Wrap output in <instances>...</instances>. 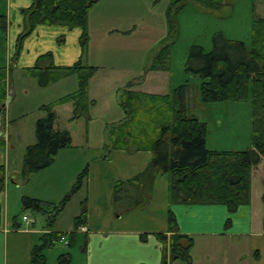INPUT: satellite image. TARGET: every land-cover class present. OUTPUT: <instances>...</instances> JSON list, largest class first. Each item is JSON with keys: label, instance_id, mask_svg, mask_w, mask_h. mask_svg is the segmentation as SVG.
Listing matches in <instances>:
<instances>
[{"label": "trees", "instance_id": "trees-1", "mask_svg": "<svg viewBox=\"0 0 264 264\" xmlns=\"http://www.w3.org/2000/svg\"><path fill=\"white\" fill-rule=\"evenodd\" d=\"M97 1L33 0L23 10L22 30L16 43L17 52L20 51L24 39L38 25H61L69 29L79 27L82 30L79 42L85 49L88 40V11ZM190 2L208 13L224 7L223 0L171 1L166 9L169 37L155 51L146 71H163L169 68V47L177 35V16ZM7 28V17L0 14V33H5ZM250 35V45L246 46L242 41L229 39L222 32H215L211 37L210 50L205 51L200 45H192L185 63V71L200 79L199 92L203 102H250V148L232 151L212 150L207 147L206 123L188 110L190 85L187 82L165 95L129 88L123 91L120 106L124 117L120 123L110 128L109 147L126 152L148 150L152 152V159L133 178L115 183L111 204L117 214L145 206L159 174H167L169 204H221L233 212L239 206L249 203L251 169L261 162L264 164L263 17L253 16ZM96 70V66L82 65L80 61L71 66H55L50 52L40 55L33 66L25 69L26 76L35 79L41 87L72 75L76 76L78 85L74 92L53 103L41 105L44 116L35 121V141L24 149V179L31 173L48 168L58 151L72 147L70 132L55 128V106L71 103L72 112L68 120H88V110L93 101L88 98L87 88ZM10 71V67H0V107L7 99V78ZM4 146L5 140L0 135V148ZM87 172L86 165L77 176L70 192L55 207L44 205L39 199L23 196V208L35 213H48L46 220L49 226L56 214L63 210L72 195L81 188ZM4 181L5 168L0 165V194L4 190ZM262 202L264 207V178ZM1 215L0 206V225ZM85 215L86 207L82 203L79 215L73 219V230L67 233L68 247H74L76 231L85 225ZM166 221L169 235H156L162 244V264H166L168 258L188 261L192 238L179 233L175 216L170 209L167 210ZM64 235V232L44 233L39 243L31 249V264H47L44 251L59 242ZM139 238L141 241L146 240L145 235H140ZM57 259L59 264L70 263L69 253L61 254Z\"/></svg>", "mask_w": 264, "mask_h": 264}, {"label": "crops", "instance_id": "crops-1", "mask_svg": "<svg viewBox=\"0 0 264 264\" xmlns=\"http://www.w3.org/2000/svg\"><path fill=\"white\" fill-rule=\"evenodd\" d=\"M32 2L33 0H3L0 14L6 15L8 28L5 33L0 35L1 38L4 36V41L7 42L6 62L0 67H10V70L15 69L26 75V68L33 66L40 55L50 52L55 66H71L80 61L82 65L96 66L97 70L94 75L100 73L102 76H109L118 75L122 72L129 76L139 77L146 71L148 62L147 64L145 62L144 45L139 36L140 27H145L144 24H141L144 17L143 15L138 16L135 9L125 15L122 0H98L89 9L87 19L88 40L85 49L82 48L79 42L82 33L79 27L69 29L61 25H38L24 39L20 51L17 52L16 43L22 30L23 10L30 6ZM262 9L264 11V8ZM201 12L208 14L202 9ZM129 13L131 17L126 18L125 16ZM253 16L264 18V12L263 14L258 13L254 6V9L250 12V30ZM250 36L249 32V43L240 39L239 41L249 46ZM114 51L119 52L120 57H113L112 52ZM150 53L147 55V59L151 57ZM126 60L127 62H125ZM146 72L149 75V73L155 74L158 71ZM73 76L75 75L53 84L72 82L73 89L66 94L72 93L78 85L76 76L74 81H71L73 79L70 78H73ZM152 77L148 78V81H151ZM53 84L51 85L53 86ZM135 84L136 82H134ZM143 84H145V80ZM150 84L151 82L147 83V86H150ZM7 89L9 94V84ZM87 92L89 98L88 89ZM62 96H58L54 101ZM48 102L49 100L43 96L42 101L40 100L37 103V108H39V105L48 104ZM67 105L70 106L71 115L72 104L67 103L64 106ZM56 107L57 122L58 108ZM91 108L92 106L88 110V120L85 118L74 121L68 120L69 122L84 120L86 128L84 125L83 144L75 145L72 141V147L58 151L53 163L48 168L31 173L26 179L22 177L24 150L20 164H14L8 154L9 149L5 146L0 148V165L4 166L5 174L8 176L9 170L10 174L13 173L12 179L16 180L15 183L25 188L21 198L23 196L36 198L48 206L54 204L52 200L60 198V191H57L60 188V167L61 169L70 167V171L73 169L74 175L78 176L82 169L88 165L87 176L84 180L86 196L80 204V211L82 203L86 207L85 225L76 231V243L77 232L84 234L80 251L82 264H162V244L156 235L159 233L169 235L166 221L168 209L175 216L179 233L190 236L193 244L188 261L179 258H168L166 264H264L263 162L251 169L249 203L239 206L233 212H230L225 205L221 204H169L168 177L166 174H159L155 178L145 206L123 214H117L111 204V195L115 183L120 180L131 179L141 172L151 161L152 152L148 150L126 152L121 149H111L108 141L109 126L106 127L103 134L106 142L101 146L92 145L90 143L91 135L88 131L89 124L93 121L90 117ZM4 112L0 117V124L4 120ZM40 117H37L36 120ZM218 121L221 125V120ZM56 122V129L67 130L60 129ZM114 122L111 123L115 124ZM231 123L234 124L233 121ZM2 127L1 124L0 128ZM5 127L4 125L2 129H5ZM222 129L229 131L235 138L242 135L241 127L231 126ZM248 129L249 132L246 129L243 140L239 141L237 139L239 144L232 142L212 150L236 151L250 148L252 146V124ZM207 142L208 136L206 145ZM19 178L24 183L19 184L17 182ZM8 188L6 185L7 191ZM53 195H58V197L52 198ZM3 198L4 190L0 194L1 212ZM67 204L61 212L65 211ZM61 212L56 214L49 226H47L48 222L46 220L48 213L42 214L46 226L41 228L37 227V222L28 224L22 220L23 224L14 220L16 224L14 222L8 223L3 220L2 212L0 264H31V249L39 243L40 237L47 231L63 232L55 226L56 218ZM28 217L33 219L29 215ZM84 227H86V231L82 230ZM70 231L72 229L68 232ZM140 235H145L146 240L141 241ZM69 256L71 262L72 255L69 253Z\"/></svg>", "mask_w": 264, "mask_h": 264}, {"label": "rangeland", "instance_id": "rangeland-1", "mask_svg": "<svg viewBox=\"0 0 264 264\" xmlns=\"http://www.w3.org/2000/svg\"><path fill=\"white\" fill-rule=\"evenodd\" d=\"M171 1L173 0H122L123 13L125 15L135 9L138 16L143 15L144 17L141 24H144L145 27H140L139 36L141 37L140 41L144 45L146 64L147 62L150 64L149 62L155 51L169 37L166 9L168 2ZM223 2L224 7L221 10L208 14L202 13L201 7L194 2L188 3L181 10L177 16V35L173 40V44L169 47V68L167 70L158 71L155 74L149 73V75L145 71L139 77L129 76L122 72L118 75L102 76L99 73L92 76L88 82L89 88H87L89 90V100L93 101L90 112V117H92L93 121L89 124L90 128L88 130L91 135L90 143L92 145L101 146L106 142L103 137L106 127L109 126L108 129L110 130L113 125L123 120L124 113L120 106V96L125 89L129 88L165 95L186 82L190 85V99L187 105L189 113L206 123L207 147L209 149L221 148L225 146L224 144H231L232 142L239 144L237 141L244 139L245 131L247 129V132H249L248 128L252 120L250 102L225 100L205 103L200 98V79L185 71L189 48L192 45H200L205 51H209L211 48V37L215 32H222L227 38H236L249 43L250 12L255 6L257 12L263 14L264 0H223ZM2 5L3 0H0V9H2ZM125 17L130 18L131 14L129 13ZM6 46L7 42L5 43L4 36L3 38L0 36V66H3L6 62ZM149 53L151 57L147 59ZM118 54L119 52H112L113 57H120ZM151 76H153L151 81H148ZM74 77L70 78L73 79L71 81H74ZM144 80L145 84H143ZM134 82H136L135 85ZM149 82L151 84L147 86ZM71 83H50L45 87H41L35 79L24 75L21 71L12 69L9 72L7 85L9 84L10 91L3 116L4 120L1 122L3 127L4 125L6 127L5 129H2L3 127L0 128V135L5 140V148L9 149L8 154L14 164H20L25 146L35 141V120L37 117L44 116V111L40 108L41 105L37 108V103L40 100L42 101L43 96L49 100L48 103H53L58 96H62L73 89ZM64 105L55 106L58 108L56 125L60 129H67L70 132L73 144H83L84 125L86 128V124L84 120L69 122L70 106ZM219 119L223 126L219 125ZM234 119L237 120L234 121ZM113 121H115V124L111 123ZM232 121L234 122L233 125ZM231 126L241 127L242 135L235 138L229 131L222 129L223 127ZM90 163L91 161L89 166ZM69 168L61 169L60 167V188L57 190L58 192L60 191V198L52 200L54 202L52 207L62 201L76 182L77 175H74V170L70 171ZM12 178L13 173L10 174L8 170V176L5 174L4 181L3 220L8 223H12L14 220L23 223L22 216L26 214L36 220L37 227H45L46 221L41 213L31 212L23 208L21 196L25 192V188L18 186L15 183L16 180ZM17 182L19 184L24 183L21 178ZM84 182L82 188L70 198L71 201L67 204L65 211L61 212L56 218L55 226L64 232L66 240H60L45 250L47 264H59L58 256L67 252L72 255L69 264H82L80 251L84 234L77 232V243L74 247H68L66 241L69 239L68 231L70 229L73 230V216L79 215L81 201L86 196ZM6 185L9 187L8 191L6 190ZM56 197L58 195H53L52 198Z\"/></svg>", "mask_w": 264, "mask_h": 264}, {"label": "built area", "instance_id": "built-area-1", "mask_svg": "<svg viewBox=\"0 0 264 264\" xmlns=\"http://www.w3.org/2000/svg\"><path fill=\"white\" fill-rule=\"evenodd\" d=\"M23 220L28 221L29 223H34L35 222L34 219H28L27 216H23ZM62 240H63V238H62Z\"/></svg>", "mask_w": 264, "mask_h": 264}, {"label": "water", "instance_id": "water-1", "mask_svg": "<svg viewBox=\"0 0 264 264\" xmlns=\"http://www.w3.org/2000/svg\"><path fill=\"white\" fill-rule=\"evenodd\" d=\"M6 107V102L3 103L0 107V116H1V113H2V110Z\"/></svg>", "mask_w": 264, "mask_h": 264}]
</instances>
